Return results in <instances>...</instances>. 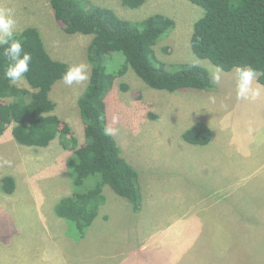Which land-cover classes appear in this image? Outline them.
Here are the masks:
<instances>
[{"label":"rangeland","instance_id":"obj_1","mask_svg":"<svg viewBox=\"0 0 264 264\" xmlns=\"http://www.w3.org/2000/svg\"><path fill=\"white\" fill-rule=\"evenodd\" d=\"M89 2L132 21L155 13L173 18L176 26L156 45L157 57L168 70L202 65L219 83L156 89L132 68L116 79L106 95L108 126L118 129L114 136L139 171L143 205L135 211L106 185L107 202L81 239L55 212L75 189L66 166L69 149L59 137L47 147L20 144L10 125L0 135V264H27L25 254H33L27 248L41 243L44 264H264V84L254 81L262 86L258 99H237L235 68L220 71L194 53L190 38L203 9L191 0H147L138 8L123 0ZM0 3L15 9L18 32L39 28L54 58L85 62L92 70L87 54L93 34L67 33L50 0ZM89 80L69 87L60 79L50 92L54 114L69 122L80 144L86 137L78 99ZM16 84L31 88L25 78ZM198 121L213 129L207 145L183 138ZM5 175L16 179L12 194L2 190ZM99 179L89 176L81 188ZM25 205L40 209L41 221Z\"/></svg>","mask_w":264,"mask_h":264},{"label":"trees","instance_id":"obj_2","mask_svg":"<svg viewBox=\"0 0 264 264\" xmlns=\"http://www.w3.org/2000/svg\"><path fill=\"white\" fill-rule=\"evenodd\" d=\"M146 1L123 0V4L138 8ZM191 1L203 9L190 38L194 53L225 71L250 65L261 73L257 80L264 84V0ZM50 2L56 19L67 33L93 34L87 54L92 65L91 76L78 99L86 142L80 144L69 122L54 114L57 103L50 92L70 64L51 55L35 26L19 32L24 50L32 55L25 75L31 88L4 78L7 61L0 55V135L13 125V135L20 144L47 147L59 137L69 149L66 166L75 189L56 203L55 212L67 220L70 229L74 228L71 232L81 239L107 201L106 185L126 198L135 211L143 205L138 169L123 154L115 136L104 134V127L108 126L106 95L116 79L132 68L156 89H212L216 83L202 65L165 68L157 57L156 45L176 26L175 20L165 14L155 13L132 21L112 8L92 5L89 0ZM183 138L191 144L207 145L213 138V129L198 121L183 132ZM92 175L100 176L98 182L87 190L82 189ZM1 186L5 193H14L15 177L3 176Z\"/></svg>","mask_w":264,"mask_h":264},{"label":"clouds","instance_id":"obj_3","mask_svg":"<svg viewBox=\"0 0 264 264\" xmlns=\"http://www.w3.org/2000/svg\"><path fill=\"white\" fill-rule=\"evenodd\" d=\"M0 55L7 61L4 69V78L12 84L18 83L29 72L32 61L31 53L24 50L23 41L17 31L16 12L13 7L0 3ZM91 67L88 63L80 62L67 67L61 79L69 87L73 84H81L90 79ZM222 71V69H220ZM236 73V97L237 99L256 100L261 95V87L255 86L254 81L261 75L250 65L237 66ZM219 83V76L215 77ZM213 102H215L213 98ZM119 117L113 116L112 123H118ZM118 129L105 126L104 134L111 136L116 134ZM3 164L11 166V161H3Z\"/></svg>","mask_w":264,"mask_h":264},{"label":"crops","instance_id":"obj_4","mask_svg":"<svg viewBox=\"0 0 264 264\" xmlns=\"http://www.w3.org/2000/svg\"><path fill=\"white\" fill-rule=\"evenodd\" d=\"M42 33V32H41ZM43 35V34H42ZM44 41H45V39H44ZM46 43V42H45ZM47 46V45H46ZM48 48V47H47ZM49 50V49H48ZM50 52V51H49ZM51 53V52H50ZM53 56V55H52ZM263 117H264V115H263ZM106 187V186H105ZM16 188H17V184H16ZM17 190V189H16ZM15 190V191H16ZM107 202V201H106ZM8 203V202H7ZM9 203H14V201H12V202H9ZM103 206V205H102ZM16 207V206H15ZM25 207H27V208H29L30 210H29V212H31V213H33V214H35V219H36V217H38L39 218V220L41 221V216H42V213H41V211H40V209L39 210H35L34 208H35V206H33V205H29V206H27V205H25ZM29 231H31V230H29ZM23 239H26V235H24V237H23ZM22 239V242H21V246L20 247H23L24 248V240ZM42 244H44V243H41L40 245H38V246H34V247H30V248H27V249H29V250H31L32 252H33V254H32V256L33 255H35V257H30L29 255H27V254H25L26 255V263L27 264H44V262L42 261V259H41V257H42V251H41V247H42ZM36 247H38V248H36ZM39 247H40V249H39Z\"/></svg>","mask_w":264,"mask_h":264}]
</instances>
